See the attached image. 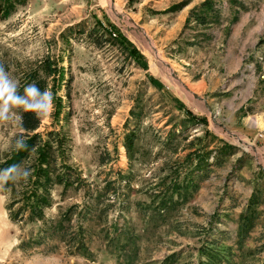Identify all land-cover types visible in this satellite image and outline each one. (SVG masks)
<instances>
[{"label":"rangeland","instance_id":"1","mask_svg":"<svg viewBox=\"0 0 264 264\" xmlns=\"http://www.w3.org/2000/svg\"><path fill=\"white\" fill-rule=\"evenodd\" d=\"M205 1L27 0L6 19L0 10V68L26 101L0 97V164L23 133L21 112L36 108L39 132L63 128L67 158L57 160L81 181L55 185L34 222L11 218L0 183V264H264V0L202 10ZM98 21L147 67L98 41ZM36 73L44 99L26 96Z\"/></svg>","mask_w":264,"mask_h":264},{"label":"trees","instance_id":"2","mask_svg":"<svg viewBox=\"0 0 264 264\" xmlns=\"http://www.w3.org/2000/svg\"><path fill=\"white\" fill-rule=\"evenodd\" d=\"M27 0H0V10L2 17L6 19L11 15L15 6L20 3H25ZM211 0H206L201 9H211ZM196 20L201 24H205V19L200 15H196ZM97 28H100V37L98 41L110 42L121 46L125 56V60H134L139 62L144 68L147 67L144 56L139 50L129 42L118 30L107 28L101 22L96 23ZM45 69H50V65L44 64ZM29 87L38 89L37 95L40 99H44L46 93V83L37 73L29 80ZM60 85V83L58 84ZM21 97V96H20ZM46 99V98H45ZM55 102L56 119L60 117L63 111V99L53 96ZM187 116L192 119H197L191 112L186 111ZM68 118V115H67ZM21 128L23 133L20 135L18 142L13 147L9 155L0 164V183L4 190L11 194L7 209L11 218L17 222L27 220L34 222L42 220L46 208L51 206V190L57 184L68 186L70 183L74 185L81 181L75 179L71 181L73 176L68 172L69 167L64 163H59L58 158H67V141L66 136L62 134L63 128L50 132H39L41 127V119L36 108H26L20 114ZM206 125L204 119L196 120ZM137 139L135 132H130L126 136L125 149L130 156L134 142ZM226 147H229L226 145ZM201 167V166H200ZM20 168H24L21 174V181L15 183V176ZM16 206V208H14ZM92 214V210L90 212ZM255 212L248 211V215L242 216L241 231L248 229L253 222ZM81 229V228H80ZM52 237L58 234L61 230L60 224L53 225ZM48 232V229L43 230ZM76 240V237L72 240ZM82 244V242H81ZM207 253H211L209 248ZM214 255L210 259H214Z\"/></svg>","mask_w":264,"mask_h":264},{"label":"clouds","instance_id":"3","mask_svg":"<svg viewBox=\"0 0 264 264\" xmlns=\"http://www.w3.org/2000/svg\"><path fill=\"white\" fill-rule=\"evenodd\" d=\"M26 96L31 97L35 96L38 92V89L35 87H29L25 90ZM0 97H4L10 102L16 104L25 103V98L20 97L14 94L13 86L7 81L6 77L3 74L2 68H0Z\"/></svg>","mask_w":264,"mask_h":264}]
</instances>
